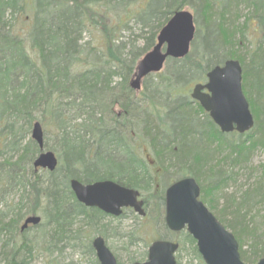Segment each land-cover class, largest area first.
<instances>
[{
    "label": "trees",
    "instance_id": "trees-1",
    "mask_svg": "<svg viewBox=\"0 0 264 264\" xmlns=\"http://www.w3.org/2000/svg\"><path fill=\"white\" fill-rule=\"evenodd\" d=\"M261 1L255 4L244 0V4L251 5L255 12L262 44L251 47L244 58L239 57L236 50L233 52L240 45L235 38L246 27L238 30L230 21H224L212 27L211 42H205L199 51L195 48L197 29L189 54L182 60H167L164 74L152 75L156 81L151 97L138 102L128 81L138 61L154 47L160 29L175 12L195 8L197 3L208 24V10H212L214 0H0V258L5 264H27L31 260L35 250L32 241L25 238L31 229L49 226V238L43 235L53 247L66 238L77 218L85 222L86 229H99L106 217L75 201L70 180L84 185L111 181L142 197L152 196L156 212L153 223L158 231L159 226L165 227L157 215L163 207L164 180L155 190L156 165L162 164L163 157L171 167L164 174L171 172L172 176L166 175L176 180L189 177L196 183L202 181L213 190L221 186L212 181L218 175L224 184L230 178L219 170L220 152L239 156L264 148ZM27 5L28 29L15 28L11 23L20 20ZM129 23L138 28L135 38L141 40L139 47L133 44L130 49L119 36ZM227 60H235L241 67L242 92L254 120L253 131L233 143L225 140L185 93L188 85L200 78L196 75ZM200 113L207 120L196 118ZM44 120H50L57 131L54 147L48 145L45 136L43 144L44 150L53 151L58 159L52 173L32 168L40 151L28 135L34 122L40 123L46 135ZM142 147L153 158L145 155L146 160L140 159L137 152ZM96 161L105 166L111 163L110 171H98ZM150 162L155 168L149 166ZM206 187L200 186L199 200L203 204L210 195ZM253 197L256 202L264 200L259 189L246 195L245 200ZM233 211L231 221L219 222L234 236L240 260L256 264L264 258V232L257 238L249 232L245 214ZM29 216L40 217L41 223L20 232L23 220ZM101 231L107 228L101 226ZM179 235L178 251L188 244L197 258L194 241L185 232ZM244 236L250 243L246 250ZM159 239L166 240L162 234ZM87 249L91 251L89 246Z\"/></svg>",
    "mask_w": 264,
    "mask_h": 264
},
{
    "label": "rangeland",
    "instance_id": "rangeland-1",
    "mask_svg": "<svg viewBox=\"0 0 264 264\" xmlns=\"http://www.w3.org/2000/svg\"><path fill=\"white\" fill-rule=\"evenodd\" d=\"M246 1L252 2V0ZM253 1L255 2V4H261L263 2L261 0ZM227 5H229L228 0L226 3L224 2V0H214V6L212 7V10L214 14H217L219 16L212 19L211 21L215 26L222 24V22L224 21H230L234 28H240L242 26L246 27L245 30L241 29L239 32H237L238 35L235 39L236 41H240V45L235 47L233 50V52H235L236 50L239 57L244 58L246 54L250 52L251 47L257 46L259 42H261V44L263 42V36L258 32L256 27L257 17H254L255 12L253 8H251V5H241L238 10L234 12L230 10L229 6L225 8V6ZM182 10L188 11L193 16L195 31L196 33L197 29L199 31L198 38L197 40H195V48L200 51L202 45L205 42H211V37L208 36V34L205 32V25L203 23V20L201 19L203 11L197 9V6L195 8L184 7ZM225 11L226 13H229L225 14ZM29 13L30 6L27 5L24 13L21 15L20 20L15 23H11V25H14L15 28H22L24 30H27L29 27ZM233 13H236V16L234 18ZM214 29V35H217L216 28ZM242 34L244 37L242 36ZM136 35H139L138 28H136L133 23H129L127 25V29H124L119 36L121 42L127 44L128 49H130V46L133 44H136V46L138 47L141 44L140 38H135ZM207 71L203 72L201 76L196 75L200 78H197L186 88L185 93L187 94V97L191 103L192 100L189 98V94L195 84H203L205 82L204 77ZM164 72L165 65L163 67V70L158 75H163ZM151 77L153 78H145L142 81L139 93L135 94L133 92L138 98V102H145L148 96L151 97L152 91H154L155 88V85H153V81H156L154 76ZM146 80L147 82L144 85V82ZM146 87H148L147 89L149 91L146 89ZM194 107L195 106L193 104V108ZM116 112H118V110H116ZM196 118H198L199 120H203V118L207 120L201 113L196 115ZM44 122L46 124V126L44 127L47 132V134H44V136L48 138V145L50 147H54V137L57 136V131L54 127V124H52L50 120H44ZM77 123L79 122L77 121ZM195 124V122L192 123V126H195ZM252 131L253 130L249 131L248 133ZM223 136L226 137L225 140L227 139L229 142L233 143L244 140L245 134L237 135L233 133ZM28 137L30 138V133ZM50 152L54 153L53 151ZM137 153L138 155H140V159L142 158L146 160L145 155H149L153 158L151 152L146 147H142L140 150H138ZM220 153L222 155L220 156L221 160L218 164L219 170L222 174L229 176L230 178L225 181L227 184L225 183L226 185L224 187H219L218 192L215 190H210V188L206 187L207 185H204V182L202 181L197 182L198 185L207 188L206 194H210L208 197L209 200H206L204 206L207 209L210 208V212L218 220V222L220 219L231 221V211L233 210H237L236 213L240 216L245 214L244 220L247 223L249 232L254 233L257 238H260V235L264 232V200H257L256 202V197H253L249 199L252 201L251 202L245 200V197L246 195H251V193L255 189H259L264 196V168H262L264 167V148L258 147L257 149L246 151L239 156L235 154L231 155L228 152ZM150 157H148L149 160L151 159ZM165 160L166 159L163 157L162 164L160 166L156 165L158 175V188L155 190L157 191L160 189L159 182L161 179L165 182V188L163 189V191L170 184L176 181L175 178L173 179L172 177H170L171 172L168 171L169 173L164 174V171L167 168H171L166 164ZM117 162L121 161L117 160ZM95 166L97 167L98 171L107 173L110 171L112 164L106 163L105 166V164L101 165L100 162L96 161ZM166 174L170 175L168 176ZM150 197L152 196L144 195L143 197V199L147 203V208L145 211L146 216L144 218H139L133 213L131 214L129 212H125V214L117 219L104 218L102 221H100L99 229H86L85 222L77 218L74 220L71 229L66 234V238L61 243L58 242V244H56L54 247L48 239V235L51 233L49 226L40 229H31L27 232L25 238L32 241L35 251L32 253V258L27 264H98L95 258V254L91 248V243L97 236L101 237L104 240L106 247L110 250L112 255L116 257L117 264H132L145 261V254L147 252L148 246L152 241L159 239L160 234L165 236V239L170 242H180V233L173 234L165 229V227L160 226L158 231L155 229L153 223L154 218H156V212H153L155 201ZM257 198L260 197L257 196ZM226 200H228L229 203H226ZM230 200H232V203L230 202ZM157 215L161 217L160 220L163 223V207L161 210L159 208V213ZM101 226L106 227L107 231L98 232L99 230H101ZM43 234H48V238ZM246 237L247 236H244L242 239L244 246L243 249L245 250L247 249V247H249L250 244L247 241ZM251 241L252 240L250 238V242ZM87 246L90 247L91 251L87 249ZM175 262L176 264H203L199 256L197 258L194 256L192 248L188 244H184V247L176 253ZM0 264H5L3 258H0Z\"/></svg>",
    "mask_w": 264,
    "mask_h": 264
},
{
    "label": "water",
    "instance_id": "water-1",
    "mask_svg": "<svg viewBox=\"0 0 264 264\" xmlns=\"http://www.w3.org/2000/svg\"><path fill=\"white\" fill-rule=\"evenodd\" d=\"M194 32L192 15L185 10L175 12L158 32L155 46L137 63L129 83L130 89L140 91L141 81L150 74L159 73L167 59L185 58ZM206 79L207 84L194 86L190 98L200 105L222 134L235 132L242 135L250 131L253 119L241 91L239 63L226 61L223 66L207 73ZM30 138L41 152L32 162V168L52 173L58 162L52 152L43 151V132L38 122L32 124ZM69 188L76 201L86 208H95L114 218L119 217L124 209H131L139 217L144 216L143 203L138 201L139 194L113 182L83 185L71 180ZM198 197L199 187L191 178L175 182L167 188L164 196L166 228L173 233L185 231L195 241L197 253L204 264H243L233 235L219 224L198 201ZM40 221L37 216H29L23 220L19 230L23 232L29 226L35 227ZM91 246L98 264H117L102 238L96 237ZM177 248L171 242L155 241L147 249L146 261L133 264H175ZM257 264H264V259Z\"/></svg>",
    "mask_w": 264,
    "mask_h": 264
},
{
    "label": "bare ground",
    "instance_id": "bare-ground-1",
    "mask_svg": "<svg viewBox=\"0 0 264 264\" xmlns=\"http://www.w3.org/2000/svg\"><path fill=\"white\" fill-rule=\"evenodd\" d=\"M224 2L226 3L227 2V0L225 1L224 0ZM228 3H229V5H227V6H225V8H227L228 6H229V8H230V10L232 11V12H234V11H236V10H238V8L241 6V5H244L245 6V4H244V0H228ZM199 5L200 4H198L197 3V8L199 7ZM208 9V7L206 8V10ZM223 10H225V9H223ZM208 12H209V16H208V18H209V23L207 24L206 23V20H204V17H202L201 19L203 20V23H204V25H205V28H206V33L208 34V36H211L212 34H213V30H212V27L214 26V23L211 21L212 19H214V18H216V17H218L219 15H217V14H214L213 13V10H208ZM229 13V12H228ZM228 13H226V11H225V14H228ZM236 16V13H233V18ZM236 29H238L239 30V28H236ZM159 160H161V158H159ZM185 165H187V164H185ZM191 165H193V164H191ZM190 165V166H191ZM189 166V165H188ZM179 174V177L181 176V174L180 173H178ZM176 179V178H175ZM177 179H179V180H176V181H174V182H177V181H180V180H182V179H185V177H181V178H177ZM214 183H217V184H220L222 187H224L226 184H224L223 183V181H222V177L220 176V175H218L217 176V178L215 179V180H212ZM213 190H215V191H219V186H217V188L216 189H213Z\"/></svg>",
    "mask_w": 264,
    "mask_h": 264
},
{
    "label": "flooded vegetation",
    "instance_id": "flooded-vegetation-1",
    "mask_svg": "<svg viewBox=\"0 0 264 264\" xmlns=\"http://www.w3.org/2000/svg\"><path fill=\"white\" fill-rule=\"evenodd\" d=\"M204 79H205V77H204ZM206 83V81L203 83V84H205ZM196 85V84H195ZM204 94H206V91H204L203 92ZM195 103V102H194ZM197 104V103H196ZM150 167L151 168H155V166L153 165V163H151L150 162ZM139 200H143V198L141 199V196H140V198H139ZM143 203H144V208H145V202L143 201ZM162 205H163V211H164V195H163V203H162ZM108 218V217H107Z\"/></svg>",
    "mask_w": 264,
    "mask_h": 264
}]
</instances>
